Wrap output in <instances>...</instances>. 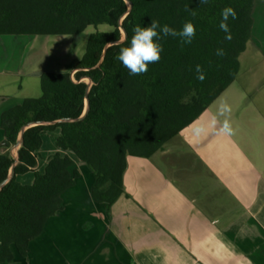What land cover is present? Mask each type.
Wrapping results in <instances>:
<instances>
[{"label": "trees", "instance_id": "trees-1", "mask_svg": "<svg viewBox=\"0 0 264 264\" xmlns=\"http://www.w3.org/2000/svg\"><path fill=\"white\" fill-rule=\"evenodd\" d=\"M128 2L132 7L129 14ZM255 0H0V36H74L89 26L109 25L110 32L91 34L82 59L72 73L42 74L39 98H28L2 114L5 145L13 147L21 129L30 123L59 119L79 121L52 126L37 125L23 134V146L15 176L0 192V264L23 259L30 244L44 231L48 220L63 210L64 195L76 185L81 172L73 154L93 175L91 195L107 217L123 194L128 157L150 158L194 123L236 80L240 56L251 39ZM232 7L229 17L232 39L219 28L221 12ZM195 13V15H193ZM123 20V21H122ZM152 20L179 31L187 21L196 27L191 44L168 36L158 63L141 75H130L116 59L129 46L133 29L148 27ZM120 21L122 24L120 25ZM124 42L105 47L123 39ZM224 55L217 56L216 50ZM104 55L100 67L96 68ZM201 65L206 79H197ZM89 78L92 86L87 94ZM194 93V95H193ZM59 132L54 154L43 172L38 157L44 133ZM14 159L0 155V184L8 177ZM33 174L31 184L18 177Z\"/></svg>", "mask_w": 264, "mask_h": 264}, {"label": "crops", "instance_id": "crops-1", "mask_svg": "<svg viewBox=\"0 0 264 264\" xmlns=\"http://www.w3.org/2000/svg\"><path fill=\"white\" fill-rule=\"evenodd\" d=\"M252 19L240 72L221 95L232 107L235 134L193 135L194 123L206 124L216 111V100L163 150L150 158L128 157L123 194L109 217L90 189L92 211L81 224L93 233L81 242L89 253L57 257L56 264H264V0H255ZM48 37L0 36V155L13 148L5 145L2 114L28 99L18 78L41 85L46 71L39 58ZM11 87L17 94L4 93ZM64 209L48 220L31 249L41 237L43 243L57 238L51 221Z\"/></svg>", "mask_w": 264, "mask_h": 264}, {"label": "rangeland", "instance_id": "rangeland-1", "mask_svg": "<svg viewBox=\"0 0 264 264\" xmlns=\"http://www.w3.org/2000/svg\"><path fill=\"white\" fill-rule=\"evenodd\" d=\"M111 30L112 28L109 25L100 24L96 27L89 26L79 35L49 36L48 46H46L43 55L39 58V65L46 72L70 73L74 66L82 59L90 35L96 32H110ZM10 78V80H17L13 77ZM73 79H75V74L73 75ZM18 80L19 83L24 82L25 91L23 95L27 98L41 97L42 90L41 85L38 86V79L21 77L18 78ZM84 82L88 83V80H84ZM4 93L9 95L17 94V88H8ZM56 137L57 134L50 133H44L42 136V146L36 168L40 172L44 171L50 158L57 152H60L56 145ZM66 153L74 159L76 168L81 172V178L77 180L76 186L65 196V209L61 217L51 221L53 227H58L57 231H59V235L51 241H45L46 243H43L42 237L38 239V241L32 245V249L30 248L31 253L26 259L27 264H56L54 258L60 257L61 259H70L76 252H81L82 255L89 253V247H85V245L82 246L81 242L85 240L89 241L93 233L83 230L81 224L89 220L87 214L89 211H92L90 189L94 178L73 154L70 152ZM33 180L32 174L18 177V181L24 184H31ZM79 208H87L88 210L87 212L85 210L82 213H78ZM78 218L80 220H77ZM15 263H25V260L16 252Z\"/></svg>", "mask_w": 264, "mask_h": 264}, {"label": "clouds", "instance_id": "clouds-1", "mask_svg": "<svg viewBox=\"0 0 264 264\" xmlns=\"http://www.w3.org/2000/svg\"><path fill=\"white\" fill-rule=\"evenodd\" d=\"M202 4L208 3V0H200ZM195 15V13H193ZM221 22L219 28L225 33V40H231L232 34L228 25L229 17L237 18V13L232 7H226L221 12ZM196 35V27L191 21L184 23L181 30L177 31L169 25H161L159 21L152 20L148 27L135 26L129 46L122 47L116 57L122 65L128 70L130 75H141L148 71V65L158 63L163 51L159 40L172 36L179 37L181 45L191 44ZM224 50L217 49L216 55L223 56ZM197 79L203 82L206 79L201 65L195 66ZM194 95V93H193ZM216 111L210 115L207 123L195 122L193 126V135L197 138L206 135L209 130L218 135L230 137L235 134L231 122L232 107L223 97H218ZM221 118H223L221 120ZM251 264V262H249Z\"/></svg>", "mask_w": 264, "mask_h": 264}, {"label": "water", "instance_id": "water-1", "mask_svg": "<svg viewBox=\"0 0 264 264\" xmlns=\"http://www.w3.org/2000/svg\"><path fill=\"white\" fill-rule=\"evenodd\" d=\"M128 5H129V11H128L127 14L124 16L123 19H125V17L129 14L130 9H131V7H132V5H131L130 2H128ZM122 21H123V20H122ZM122 21H120V25L122 24ZM121 31H122V34H123V36H124L123 39H122L121 41H119V42H115V43H111V44L107 45V46L105 47V50H104V55H105L107 49H108L110 46H112V45H116V44H120V43H122V42H124V41L126 40V38H127V33L125 32L124 29H121ZM104 55H103L101 61H100V62L98 63V65L96 66V68H98V67L101 66V64H102V62H103V59H104ZM75 73H76V71L73 70V72H72V78H73V75H74ZM84 80H88V83H87V84H88L87 94H89L90 89H91V86H92V81H91V79H89V78H84L83 81H84ZM88 111H89V99L86 98V108H85V112H84V115H83L80 119H59V120H55V121H51V122L30 123V124H27L26 126H24V127L21 129L20 136H19V138H18L16 144L13 146V148H12V150H11V152H10V156L14 159V163H13V165H12V167H11V171H10L8 177L6 178V180H4V181L0 184V192H1V190H2L7 184H9V183L12 181V179H13L14 176H15V171H14V170H15V167L17 166V164H18V161H19V160H18V159H19V150L21 149V147L23 146V143H24V142H23V134H24V132H25L27 129H29L30 127H33V126H37V125L52 126V125H56V124H60V123H67V122L79 121V120H81V119H82V118L88 113Z\"/></svg>", "mask_w": 264, "mask_h": 264}]
</instances>
